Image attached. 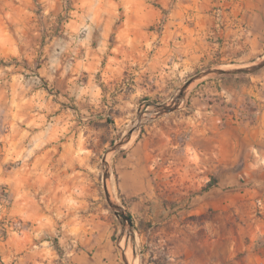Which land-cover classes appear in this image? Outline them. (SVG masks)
I'll return each mask as SVG.
<instances>
[{"label":"rangeland","instance_id":"obj_1","mask_svg":"<svg viewBox=\"0 0 264 264\" xmlns=\"http://www.w3.org/2000/svg\"><path fill=\"white\" fill-rule=\"evenodd\" d=\"M201 1L0 0V264H264L259 174L209 194L218 173L188 146L194 99L235 78L210 71L253 68L264 49L223 59L229 8L206 0V54L178 24ZM136 146L147 176L129 197ZM213 216H232L230 247Z\"/></svg>","mask_w":264,"mask_h":264},{"label":"crops","instance_id":"obj_2","mask_svg":"<svg viewBox=\"0 0 264 264\" xmlns=\"http://www.w3.org/2000/svg\"><path fill=\"white\" fill-rule=\"evenodd\" d=\"M205 1L185 6L178 24L189 28L186 23L192 22V39L198 38L202 43L204 41L206 54L211 55L212 50L216 48L214 43L204 40L212 23L206 13ZM226 5L229 12L225 28L228 29L227 39L220 49L224 53L222 58L230 63L243 62L248 57L261 54L264 49V0H226ZM242 23L248 28L247 37L240 34L239 27ZM183 37H187V34H183ZM245 74L246 79H238L240 74H228L229 77L235 78L214 80L204 85L199 92L200 96L194 99V123L188 146L193 151L192 155L201 154L208 167H213V171L218 173L219 183H216L217 187L209 189V194H217L220 188H224V177L229 173L234 174V181L237 173L259 174L255 185L264 187V66ZM204 130L206 135L203 136L201 133ZM142 149L141 146L133 149L132 158L127 162L122 174L121 185L127 189L125 194L129 197L141 189V183L145 188L147 157ZM212 161L215 162L213 165ZM231 218L232 216H213L208 224L209 230L215 234V240L222 239L229 247L232 242Z\"/></svg>","mask_w":264,"mask_h":264},{"label":"water","instance_id":"obj_3","mask_svg":"<svg viewBox=\"0 0 264 264\" xmlns=\"http://www.w3.org/2000/svg\"><path fill=\"white\" fill-rule=\"evenodd\" d=\"M264 66V62L254 66L253 68L250 69H233V70H223V69H218V70H212L210 73L212 74H245V73H252L261 67ZM117 210L115 211V215L119 218H121L123 221L127 222L130 226L132 225L131 219L123 212H119L118 207H114Z\"/></svg>","mask_w":264,"mask_h":264},{"label":"trees","instance_id":"obj_4","mask_svg":"<svg viewBox=\"0 0 264 264\" xmlns=\"http://www.w3.org/2000/svg\"><path fill=\"white\" fill-rule=\"evenodd\" d=\"M208 186H210V184H208ZM208 186H207V187H208ZM2 189H3V192L0 193V206L2 205L1 200L7 198L6 188L3 187ZM3 235L6 236L5 233H4Z\"/></svg>","mask_w":264,"mask_h":264}]
</instances>
